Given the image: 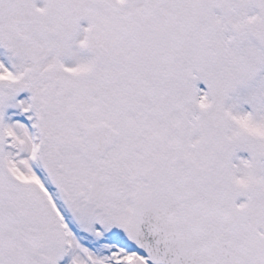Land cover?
Listing matches in <instances>:
<instances>
[{
    "label": "snow or ice",
    "instance_id": "6c2138e0",
    "mask_svg": "<svg viewBox=\"0 0 264 264\" xmlns=\"http://www.w3.org/2000/svg\"><path fill=\"white\" fill-rule=\"evenodd\" d=\"M0 264H264V0H0Z\"/></svg>",
    "mask_w": 264,
    "mask_h": 264
}]
</instances>
